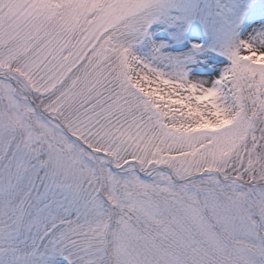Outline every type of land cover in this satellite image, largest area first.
<instances>
[{"label": "snow or ice", "instance_id": "1", "mask_svg": "<svg viewBox=\"0 0 264 264\" xmlns=\"http://www.w3.org/2000/svg\"><path fill=\"white\" fill-rule=\"evenodd\" d=\"M0 264H264V0H0Z\"/></svg>", "mask_w": 264, "mask_h": 264}]
</instances>
